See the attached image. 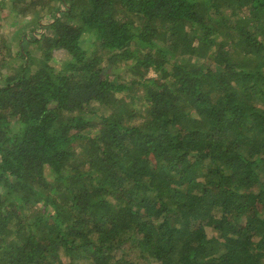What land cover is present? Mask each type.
Here are the masks:
<instances>
[{"label": "trees", "instance_id": "obj_1", "mask_svg": "<svg viewBox=\"0 0 264 264\" xmlns=\"http://www.w3.org/2000/svg\"><path fill=\"white\" fill-rule=\"evenodd\" d=\"M4 11L0 264H264V0Z\"/></svg>", "mask_w": 264, "mask_h": 264}, {"label": "rangeland", "instance_id": "obj_2", "mask_svg": "<svg viewBox=\"0 0 264 264\" xmlns=\"http://www.w3.org/2000/svg\"><path fill=\"white\" fill-rule=\"evenodd\" d=\"M47 9L48 8H46L45 11H42V8H39L38 16L40 20V26L48 24V22L51 20V15L49 12L46 11ZM3 13L1 14V18H0V36H2L4 38V41L8 45H10V49L13 55L18 56V51L20 49L19 47L20 35L22 37L23 34H26L28 36L34 34L32 30L34 29L35 26H32L31 24L32 15L25 18L22 17L19 18V21L21 22L20 25L11 26L10 24L11 22H13L14 18H12V16L10 15H7V11H4ZM20 28H25L26 31L24 33L23 32L19 33ZM39 30L40 28L36 29V33ZM40 32L42 33L43 31ZM5 52H7V50L3 49L2 53L5 54ZM54 58L56 60V66L60 67L62 61L68 59V54L63 50H59L55 52ZM109 71L112 73L113 76H118L119 74H121L126 78V80L129 79L128 76L125 74V70L122 68L110 69ZM9 72H11V70L3 71V73H9ZM151 75L154 76L153 73H151ZM207 230L208 233L212 235L211 230L209 228ZM64 260L67 262L65 258Z\"/></svg>", "mask_w": 264, "mask_h": 264}]
</instances>
